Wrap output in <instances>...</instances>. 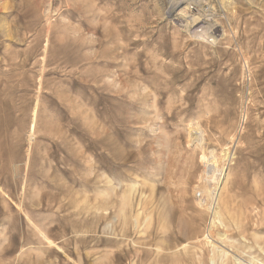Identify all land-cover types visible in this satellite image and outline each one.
<instances>
[{"label": "rangeland", "instance_id": "374dc122", "mask_svg": "<svg viewBox=\"0 0 264 264\" xmlns=\"http://www.w3.org/2000/svg\"><path fill=\"white\" fill-rule=\"evenodd\" d=\"M0 264H264V0H0Z\"/></svg>", "mask_w": 264, "mask_h": 264}]
</instances>
